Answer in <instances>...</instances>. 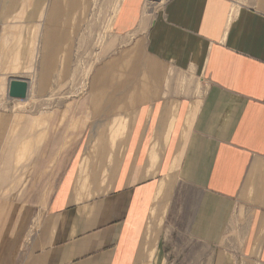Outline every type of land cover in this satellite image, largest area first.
I'll use <instances>...</instances> for the list:
<instances>
[{"label":"crops","instance_id":"crops-1","mask_svg":"<svg viewBox=\"0 0 264 264\" xmlns=\"http://www.w3.org/2000/svg\"><path fill=\"white\" fill-rule=\"evenodd\" d=\"M148 3L120 1L87 98L39 122L2 90L87 6L0 0V264H264V0Z\"/></svg>","mask_w":264,"mask_h":264},{"label":"rangeland","instance_id":"rangeland-1","mask_svg":"<svg viewBox=\"0 0 264 264\" xmlns=\"http://www.w3.org/2000/svg\"><path fill=\"white\" fill-rule=\"evenodd\" d=\"M120 1L61 0L62 5L66 4L69 6L72 14L77 12L76 9L80 5L87 6L82 26L76 32L74 28H71L73 34L75 33L73 42L61 44L56 60L43 59L41 57L43 45L40 42L37 45V49H35V59L32 61L17 60L20 62L18 69H16L17 78H27L30 81V85L27 97L23 99L11 98L10 101L8 100L9 107L14 109L17 114H26L25 112L32 114L35 121L38 118L39 122H41V120H47L48 117L61 115V110L70 105L73 100L87 98L95 68L103 62L106 56L118 50L119 44L113 43L110 32L113 14L116 12ZM165 2L166 0H149L148 7L159 6ZM13 62L8 60L9 64ZM5 65H7V61H5ZM1 96L2 98L10 97L7 88L2 90ZM35 125L34 128H40L44 124ZM20 147L26 148L24 142ZM25 159L26 157L24 156L18 157L19 164ZM16 174L24 176V173L19 171ZM20 190L25 191V189L18 187V191ZM34 191L36 196L37 190L34 189ZM50 191L51 189L48 188L43 189L42 194L49 196ZM40 195L41 189H39ZM180 242L185 243L184 236L178 237V243ZM179 255L181 256L179 264H185L186 262L187 264H192L195 258L193 257L195 254L191 253V251L190 253L183 252Z\"/></svg>","mask_w":264,"mask_h":264},{"label":"water","instance_id":"water-1","mask_svg":"<svg viewBox=\"0 0 264 264\" xmlns=\"http://www.w3.org/2000/svg\"><path fill=\"white\" fill-rule=\"evenodd\" d=\"M29 83L26 79L13 78L9 85V95L12 98H26L28 93Z\"/></svg>","mask_w":264,"mask_h":264}]
</instances>
